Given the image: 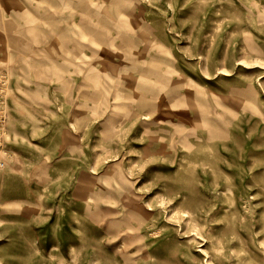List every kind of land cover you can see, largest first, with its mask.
I'll return each mask as SVG.
<instances>
[{"label":"rangeland","instance_id":"rangeland-1","mask_svg":"<svg viewBox=\"0 0 264 264\" xmlns=\"http://www.w3.org/2000/svg\"><path fill=\"white\" fill-rule=\"evenodd\" d=\"M0 264H264V0H0Z\"/></svg>","mask_w":264,"mask_h":264}]
</instances>
